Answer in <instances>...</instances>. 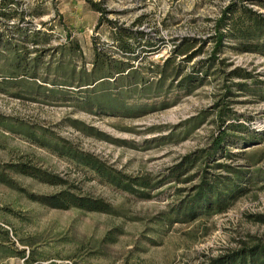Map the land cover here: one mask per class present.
<instances>
[{
	"label": "rangeland",
	"instance_id": "374dc122",
	"mask_svg": "<svg viewBox=\"0 0 264 264\" xmlns=\"http://www.w3.org/2000/svg\"><path fill=\"white\" fill-rule=\"evenodd\" d=\"M12 1L17 15L0 17V264H206L264 245V53L225 42L209 61L214 21L230 0ZM236 1L264 18V0ZM113 26L146 34L158 49L123 56ZM202 66L198 83L179 85ZM221 110L225 125L243 129L229 132L214 161L197 159L217 136ZM63 146L146 179L148 197L108 184L59 154ZM185 157L192 166L173 176ZM219 165L245 173L244 192L221 212L168 226L173 206L205 174L230 176ZM62 191L113 212L51 209L36 199Z\"/></svg>",
	"mask_w": 264,
	"mask_h": 264
},
{
	"label": "trees",
	"instance_id": "16d2710c",
	"mask_svg": "<svg viewBox=\"0 0 264 264\" xmlns=\"http://www.w3.org/2000/svg\"><path fill=\"white\" fill-rule=\"evenodd\" d=\"M13 3L14 2L12 0H1V18L11 19L17 15L15 11L10 10L9 4ZM90 5L95 11L99 13L104 12V10L100 8L99 4L90 3ZM31 15L33 17H41L43 13L35 11ZM18 18L23 19V15L19 13ZM109 24L111 23L109 22ZM213 31V35L210 39L214 43V51L213 58L209 61H213V59H215V55L221 51L225 42L235 43L234 47L239 52L264 53V18L261 14L239 5L236 0H230L229 4L222 9L219 17L214 21ZM112 35L114 45L117 50L123 54V56L136 58L137 56H135V51L138 48L143 53L150 55L158 49L151 42V39H148V36L141 32H133L129 29L113 26ZM183 43L184 44L181 45V47H184L183 49L187 50L190 47L189 42L185 41ZM184 50H180L176 53L181 54ZM96 55L98 56V54ZM186 58L189 60L191 56H186ZM138 59H140V57H138ZM123 72L124 71H119L118 74H122ZM206 72V67L202 66L200 69L194 70L192 73L183 78L179 85L183 88L192 86L193 84L198 83L199 79H201L198 76ZM103 79L104 78L99 80ZM97 80L94 83H96ZM222 112L223 110L220 112L218 133L212 142V146L207 150L200 151L199 153L201 155L198 156L197 159L206 157L208 161H214L213 158L219 155L218 153H220L222 149L224 150V146H226V143L230 138L229 132H240L243 129L239 125H225L224 121L221 119L223 116ZM56 151L62 156L72 159L78 164L89 168L108 184L140 199L148 197V195L143 192L144 189L149 188V184L146 179L127 178L122 174L107 168L93 156L79 153L66 146H63ZM191 166L192 161H190V157H185L182 164L175 168L177 170V168L183 167L182 170H174L173 176L180 177L184 175L183 172ZM218 167H223L230 176H213L211 178L209 177V179L205 174L200 183L192 188L191 191L193 194L182 199L179 203L173 206L170 217L165 220V223L168 226L175 223L184 224L191 222L199 215L213 210L221 212L224 209L226 202L244 192V188L241 187L243 184L242 181L245 179L244 172L241 170H235L228 166L219 165ZM10 168L20 174L33 177L43 183L51 185H58L61 183L59 178L40 170L30 169L27 166L13 165ZM0 179L6 183L5 179L1 177ZM36 199L41 204L51 209L66 210L69 208H75L86 212L103 214H110L113 212V208L100 199L81 197L68 191H62L53 196H43ZM206 264H264V245H254L248 248L244 247L231 251L226 255L210 260Z\"/></svg>",
	"mask_w": 264,
	"mask_h": 264
}]
</instances>
